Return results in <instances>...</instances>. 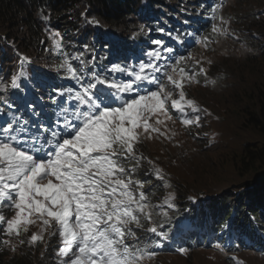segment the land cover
Segmentation results:
<instances>
[{
  "label": "snow or ice",
  "instance_id": "6c2138e0",
  "mask_svg": "<svg viewBox=\"0 0 264 264\" xmlns=\"http://www.w3.org/2000/svg\"><path fill=\"white\" fill-rule=\"evenodd\" d=\"M221 9L219 3L202 4L197 13L211 22L210 35L156 29L173 43L151 39L135 64L109 61L108 66L95 55L85 61L79 52L71 57L79 61L74 67L58 30L52 31L51 48L44 51L62 58L55 71L63 72L69 85L49 83L56 77L36 72L31 57L16 51L17 70L0 78V245L15 251L14 239L36 246L45 234L49 240L57 237L53 264H143L155 255L149 245L169 236L154 213L166 218L174 194L151 203L144 182L134 178L145 165V177L171 185L165 170L139 146L144 140L174 139L170 109L185 128L200 127L211 116L187 97L185 87L200 83V75L205 85L215 84L190 48L208 49L217 42L214 37L234 35ZM85 23L100 25L95 17ZM22 89H31L35 98ZM12 93H19V103ZM31 227L37 231L24 239ZM49 246L45 242V251Z\"/></svg>",
  "mask_w": 264,
  "mask_h": 264
},
{
  "label": "trees",
  "instance_id": "16d2710c",
  "mask_svg": "<svg viewBox=\"0 0 264 264\" xmlns=\"http://www.w3.org/2000/svg\"><path fill=\"white\" fill-rule=\"evenodd\" d=\"M141 1L0 0V74L6 76L17 70V50L19 53L29 55L31 59H39L41 58L40 56L47 55V51H44V49L47 48L49 43L46 44L45 41L41 43L43 38L46 37L45 28L43 27V20L46 21L44 19L45 16H48L52 22L55 21L57 24L78 27L79 22L77 20L80 17L82 8L88 9L89 13L94 12L102 23L110 26L112 35L129 37L133 30L137 31L135 33L136 38L128 39L122 48H117L113 41L98 43L103 51L108 49L109 54L115 56L112 59L119 57L118 60L121 62H127L125 60L126 52L140 56L142 51L140 49L144 48V46L146 48L149 47L148 36L155 35V39H162L166 44L171 45L173 42L164 33L160 34L161 32L156 30L158 28H164L165 32H172L173 35L177 33L182 35L185 31L190 32L194 29L202 35L211 33L210 21L202 19L201 21H204L203 25L207 23L202 27V24L195 18L194 12L197 8L192 5L191 0H153L154 9L158 15V18L154 20L147 18L144 12L140 10ZM187 9L189 10L188 12ZM255 10L253 8L248 14L244 15L230 14L231 22L234 24L233 19H235L238 25H234L238 30L242 31V40L248 48L246 51H249V54L259 55V73L253 78L252 85L232 99L235 105L242 107V121L243 124L248 126L250 134L259 135L262 139V142L259 143L261 146L251 147L248 143H243L242 150L233 160V163L239 167L240 173L247 172L246 166L249 164L264 169V13L255 14ZM172 13L187 22L185 27L171 20ZM182 14L185 16H182ZM142 25L144 26L143 30H141ZM149 28H151L150 34L148 32ZM220 37L223 41L228 39V36ZM139 43L142 44L139 45ZM10 44H14L15 48ZM111 48H114V50ZM197 48L198 45L191 47V53H194ZM230 53L232 52L228 54ZM250 61L252 63L256 62L247 59L243 64H248ZM224 78L225 76L215 79L214 85L203 86V89H213L217 85L221 86ZM157 155L164 157L162 152H157ZM212 168L213 166H204L202 170L206 173H211ZM262 172L264 173V170ZM137 176L139 179H145L144 176H140V173ZM179 179L184 183L182 178L179 177ZM171 187L177 189L178 186L173 184ZM238 188L235 192H232L234 189H228L233 194L227 193L223 196H215V201H209L207 208L203 203H194L192 206H190L192 202L188 203L187 213L184 214L189 220L188 229L181 228L178 239L181 240V245L190 248L185 255L179 254L180 256L189 257L190 259L188 260L192 261L193 255L198 252L197 248L205 245L206 234L199 231L200 227L205 224L213 225V222H215L213 225L214 231L224 232L223 242H225L226 237L232 236V248L236 249L239 246H244L250 250H261L262 255H264V177H256L253 182H244ZM187 193L184 192L181 196L186 197ZM231 195L233 196L228 197ZM215 214L220 215V223L216 220ZM35 231H37V228L31 227L29 233L25 236ZM215 234L216 232L210 233L209 237L216 239ZM195 239L196 241L194 242ZM42 243L15 254H8L6 250L0 249V264H50L51 262H49V258L46 255L38 262L39 253H49L52 249V242L49 244L47 251L43 248ZM35 258L38 259V263H36Z\"/></svg>",
  "mask_w": 264,
  "mask_h": 264
},
{
  "label": "rangeland",
  "instance_id": "374dc122",
  "mask_svg": "<svg viewBox=\"0 0 264 264\" xmlns=\"http://www.w3.org/2000/svg\"><path fill=\"white\" fill-rule=\"evenodd\" d=\"M191 2L192 5L197 8L194 12V16L199 22L204 19V15L197 14L198 11H202L201 7L198 5L204 4L206 8H210L214 3L221 4L222 9H224H221V14L225 19L230 20V31L233 32L234 35H228L227 41H223L220 36H216L214 39L217 42L211 44L208 49L198 46L196 51L192 53L194 57L202 58V66L207 70L208 80L215 81V79L225 76V78L222 79V85H217L213 89H203V86L213 85L211 83L205 85V76L203 75L197 77L200 83H192L185 87L187 97L197 101L200 106L211 113V116L203 119L200 127L191 126L185 128L180 120L176 118L177 114L175 111L170 109L175 123L173 124L170 121L168 127L177 133L174 139L171 141L163 138L144 140L139 146L140 152L149 159L155 161L165 170L170 185L176 184L178 186L177 189L172 187L165 188L162 185L158 186L159 182L155 178L144 176V171L147 168V165H145L139 173L140 176L145 177V179L141 178V180L144 182V190L148 194L152 204L162 202L169 193L174 194V202L177 201L184 192H188L189 196L200 192L203 197L207 199L214 197L215 194L229 192L228 189L232 190L239 187L243 185L244 182H253L256 177H264V173L262 172L264 169H261L259 166L249 164L246 166L248 171L240 173L239 167L233 163V160L242 150L244 142L248 143L251 147H256L261 146L259 143L262 142V139L259 135L254 136L250 134L248 126L243 124L242 121V107L235 105L232 100L238 93L246 88L248 89V87L252 85L253 78L259 73V55L249 54V51H246L248 48L242 40V31L238 30L235 26L238 25L235 19H233L235 25L230 19V14H248L253 8L256 9L254 11L255 14H263L264 0H191ZM139 8L144 12L147 18H158L157 12L154 9L153 0H142ZM172 14L171 20L173 21L175 19L173 22L185 27V21L177 17L174 13ZM182 16L185 15L182 14ZM86 17L89 19L95 17L99 20L96 15L89 13L88 9H81L80 17L77 21L79 22V31L81 32L79 38L82 40L88 36V30H94L105 35L109 40L115 42L117 48H122L128 39L136 38V30H133L129 37L112 34L106 35L105 29L100 26L104 25L100 20V25H86ZM203 22L204 21H201L200 24H203ZM163 24L165 25V23ZM47 30V38L51 46V39L49 38L50 32L56 30L52 27H49ZM210 34L211 33L208 35ZM149 38L150 40L155 39L156 36H150ZM57 39H61L64 51L68 54L70 62L74 64L79 63V61L71 59L76 53L83 52L86 61L89 57L102 52V50H99L98 46H96V49H91V51H89L90 48H85L81 42L73 40L70 37H63L60 33ZM10 45L15 48L14 44ZM111 49L114 50V48ZM229 52L232 53L228 54ZM40 57L39 60H41V62H38L36 58L31 59L33 61V69L36 72L49 73L50 75H59L63 73L57 74L55 71V65L61 62V57L51 52H47V55H42ZM247 59L256 62L252 63V61H250L248 64H243ZM209 61H211V63H209ZM192 63V61L188 62L189 68ZM196 71L199 72V66H197ZM9 80L10 78L7 79V83H9ZM197 133H199L198 136L196 135ZM205 133H207V135H205ZM210 140L211 143H209ZM154 149L159 151H155ZM157 152H162L164 157L157 155ZM204 166H213L211 173L204 172L202 170ZM179 177L184 180V183L181 182ZM134 178L139 179L137 175ZM150 181L153 183L150 184ZM154 186L159 188V193L150 196L148 191ZM172 209L173 207L167 209L168 216L166 218L156 217L154 213V218L160 221V226L165 232L168 231L171 225ZM186 221L185 218H180L183 227L186 225ZM205 230L208 234L211 228L207 227ZM137 235L143 237L144 233L137 232ZM222 235L223 234H221L220 237H222ZM23 238L27 239V236ZM231 241L232 238L227 237L224 243L222 240L214 242L213 245L215 247H210L206 251L195 253L192 257V261L188 260L190 259L189 257L167 253L163 249L160 258L156 260L146 259L143 264H264V255H262L261 250L250 252L238 249L230 251L228 245ZM13 243L17 245L15 251H13L10 246L5 245H0V249L6 250L8 254H15L21 253L31 247L27 243L20 245L15 239ZM166 243L167 240H164L158 245H155V250H161L162 246ZM217 245H220V247ZM43 257L41 253H39V260L35 258L36 263L40 262Z\"/></svg>",
  "mask_w": 264,
  "mask_h": 264
},
{
  "label": "clouds",
  "instance_id": "9594fccd",
  "mask_svg": "<svg viewBox=\"0 0 264 264\" xmlns=\"http://www.w3.org/2000/svg\"><path fill=\"white\" fill-rule=\"evenodd\" d=\"M136 9H137V4H136ZM43 12V11H41ZM92 15H95L94 12L91 13ZM150 19H156V18H150ZM149 19V20H150ZM56 20V19H55ZM43 27L45 28V34H46V37L43 38V41L47 43H49L48 41V38H47V29L49 27H52L54 28L56 31L58 30V32L61 34V36L63 37H70L71 39H78L79 42H81L82 44L84 43V41H87L89 40L90 42L94 43L93 44V49H96V46H98L99 49H101V47H99L98 43L100 42H103V41H106V42H111V40H109L105 35L99 33V32H96L94 30H88V36L89 37H86V39L82 40L81 38H79V35H80V31H79V27H68L67 25H61V24H57L55 21L52 22L51 19H48L46 21L43 20ZM147 22H150V21H147ZM104 24V23H103ZM103 29H105L106 31V35L107 34H111L110 32V26L104 24L101 26ZM150 29H148V32L150 34ZM47 48H51L50 45L47 44ZM48 52V51H47ZM38 62H41V60L37 59ZM73 66L75 67V65L73 64ZM64 73H61L59 75H52V76H57L59 78H61L63 76ZM50 82V81H48ZM145 181V180H144ZM153 182H150V184H152ZM239 189L238 187L234 188V191L232 192H235V190ZM159 188L154 186L153 188H151L148 193L150 194V196H153L158 192ZM227 193H230V192H225V193H220V194H215V195H225ZM230 194H233V193H230ZM214 195V196H215ZM186 197H182L180 196L179 199L177 201H175L174 203L177 205V206H183L182 204L185 202V200H189V199H192V198H196V200H193L195 201V203H200V200H204V201H207L208 199H211V198H207L205 199L203 197V195L201 193H196V194H191V196L188 195V193L185 195ZM233 195L231 196H228V197H232Z\"/></svg>",
  "mask_w": 264,
  "mask_h": 264
},
{
  "label": "bare ground",
  "instance_id": "6f19581e",
  "mask_svg": "<svg viewBox=\"0 0 264 264\" xmlns=\"http://www.w3.org/2000/svg\"><path fill=\"white\" fill-rule=\"evenodd\" d=\"M200 3H201V2H200ZM223 3H224V2H223ZM168 5H169V4H168ZM196 5H197V4H196ZM208 5H209V4H208ZM169 6H170V5H169ZM198 6H199V5H198ZM198 6H197V7H198ZM200 6H201V5H200ZM200 6H199V7H200ZM189 7H191V6L189 5ZM191 8H192V7H191ZM193 8H194V7H193ZM222 10H224V9H222ZM188 11H189V10L187 9V12H188ZM194 11H195V10H194ZM178 12H179V11H178ZM190 12H191V11H190ZM192 12H193V11H192ZM183 13H184V12H183ZM94 14H95V13H94ZM176 14H177V13H176ZM178 14H179V13H178ZM89 16H90V15H89ZM180 16H181V15H180ZM136 18H137V17H136ZM180 20H182V19H180ZM188 20H189V19H188ZM173 21H175V19H174ZM237 21H238V20H237ZM165 22H166V21H165ZM200 22H201V21H200ZM238 22H239V21H238ZM243 22H245V21H243ZM246 22H247V21H246ZM246 22H245V23H246ZM248 23H249V22H248ZM201 24H202V23H201ZM86 25H87V24H86ZM205 25H206V23H205ZM205 25L202 24L201 26L204 27ZM248 25H249V24H248ZM88 27H89V25H88ZM88 27H87V28H88ZM248 27H249V26H248ZM248 27H247V28H248ZM91 28H92V26H91ZM85 29H86V28H85ZM190 29H191V28H190ZM49 30H50V29H49ZM47 31H48V30H47ZM84 31H85V30H84ZM167 31H168V30H167ZM207 35H208V33H207ZM1 39H2V38H1ZM148 44H149V43H148ZM10 48H11V47H10ZM146 49H147V48H146L145 46H144V48H142V50H146ZM181 50H183V49H181ZM2 64H3V63H2ZM232 133H233V132H232ZM219 136H220V135H219ZM214 207H216V206H214ZM218 207H219V205H218ZM206 210H207V209H206ZM212 211H213V210H212ZM212 211H211V212H212ZM220 212H221V211H220ZM214 216L217 217L216 220L220 223V222H221L220 219H219V216H220V215H219V214H215ZM214 224H215V222H213V225H214ZM190 231H192V230H190ZM222 236H223V235H222Z\"/></svg>",
  "mask_w": 264,
  "mask_h": 264
}]
</instances>
